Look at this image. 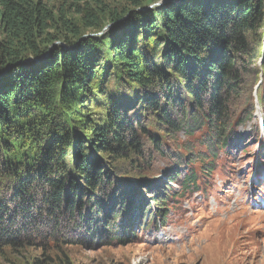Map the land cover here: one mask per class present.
I'll use <instances>...</instances> for the list:
<instances>
[{"label":"trees","instance_id":"16d2710c","mask_svg":"<svg viewBox=\"0 0 264 264\" xmlns=\"http://www.w3.org/2000/svg\"><path fill=\"white\" fill-rule=\"evenodd\" d=\"M263 59L264 0H0V258L74 264L62 248L161 227L179 173L156 163L210 174ZM196 132L211 157L178 144Z\"/></svg>","mask_w":264,"mask_h":264},{"label":"rangeland","instance_id":"374dc122","mask_svg":"<svg viewBox=\"0 0 264 264\" xmlns=\"http://www.w3.org/2000/svg\"><path fill=\"white\" fill-rule=\"evenodd\" d=\"M263 64L264 59L254 67L258 84ZM263 94L262 86H253L250 101L237 108L235 123L249 113L248 103L256 111L244 127L233 125L235 139L226 152L215 150L210 174L200 172L199 162L179 168L180 164L167 157L156 163L159 181L165 182L166 172L179 173L171 185L174 197L165 206L167 216L161 228L137 231L136 243L125 247L114 242L100 250L78 246L62 248L63 252L74 264H264V139L255 130L256 119L264 115L256 105ZM241 108L247 111L239 113ZM201 136L200 132L192 138L179 135L178 144H188L193 153L209 158L212 155L205 147L197 146ZM179 152L183 163L188 162L190 154L180 147ZM190 171L196 174L197 190L182 193L180 183ZM149 197L146 192L137 194L146 207L151 205ZM24 255V261L39 258L37 252ZM0 264L9 263L0 258Z\"/></svg>","mask_w":264,"mask_h":264},{"label":"water","instance_id":"95a60500","mask_svg":"<svg viewBox=\"0 0 264 264\" xmlns=\"http://www.w3.org/2000/svg\"><path fill=\"white\" fill-rule=\"evenodd\" d=\"M161 3H163V2H161ZM161 3H157V4H154V5H151V6L147 7L146 10H147V9H151V8L154 7V6H158V5H160Z\"/></svg>","mask_w":264,"mask_h":264},{"label":"bare ground","instance_id":"6f19581e","mask_svg":"<svg viewBox=\"0 0 264 264\" xmlns=\"http://www.w3.org/2000/svg\"><path fill=\"white\" fill-rule=\"evenodd\" d=\"M109 210V209H108ZM90 217V216H89ZM89 223V222H88Z\"/></svg>","mask_w":264,"mask_h":264}]
</instances>
